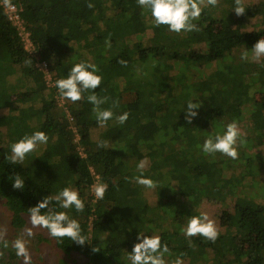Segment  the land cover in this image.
<instances>
[{
  "label": "trees",
  "instance_id": "1",
  "mask_svg": "<svg viewBox=\"0 0 264 264\" xmlns=\"http://www.w3.org/2000/svg\"><path fill=\"white\" fill-rule=\"evenodd\" d=\"M11 1L22 8L21 16L37 50L34 57L27 53L0 6V92L8 78L15 74L24 85L18 103L36 105L38 108L37 113L27 117V120L37 119V123L31 127L20 114H0V139L4 132L7 135V141L0 144V198L11 213L10 222L15 229L25 226V215H29V208L36 206L44 197L51 196L49 208L66 212L70 218L77 220L81 234L86 238L84 245H79L68 237H52L61 252L80 253L87 258L85 264H126V252L140 242L136 238L140 227L135 220L143 214L142 224L147 219V213L138 204L131 205L130 209L120 208L126 203L124 201L133 198L139 184L133 171L127 169L120 159L121 151L114 145L115 142H126L123 146H127L137 162L146 160L150 172L145 171L142 175L157 182L156 189L164 188L169 180L177 181L176 192L182 197L191 198L193 207L199 206L204 198L223 201L228 196L230 192H224L226 185L220 182L219 175L233 187L232 196H245L250 202L252 197L247 196L244 189H264V156L255 149L258 144L249 140L255 135L253 131L259 129L261 138L258 142H264V118L259 119L262 120L261 124L246 128L249 135H242L243 144L237 141L238 159H231L219 152L206 154L202 150L204 141L223 135L229 123L244 125L241 103L235 100H253L252 83L246 70L239 72L229 86L222 85L220 97L214 92L215 82L211 74L201 79H187L180 72L174 73L177 79L172 77L173 84L161 91L153 88L152 79L147 82L135 80L138 88L134 90L135 86L131 87L134 93L131 100L123 101V95L130 90L126 85L116 94L118 103L111 104L113 99L105 102L107 108L117 110L121 115L125 112L129 114L127 121L121 125L101 126L93 111L94 106L88 104L84 93L83 99L75 103L66 100L64 107L73 117V125L79 136L78 144L84 150L85 156H81L77 144L73 142L75 132L67 111L64 107H57V87H46L42 72L35 66L38 61H47L55 82L66 78L76 63H88L90 59L103 60L104 66H113L121 71L135 62L159 61L166 57V52L181 49L182 38H187L195 46L188 52L198 69L204 64L230 57L237 49L252 50L264 36V24L252 22V18L263 12V1L245 6V13L237 16L234 0H219L216 7H204L200 18L193 21L199 31L181 33L170 32L165 25L155 26L150 10L140 7L137 0ZM89 4L93 7L89 8ZM239 17L243 19V26L231 34L203 37L212 22L225 23ZM146 20L150 23L145 24ZM147 26L151 34L145 42L125 41L133 34L139 35ZM117 40H123L121 51L116 49ZM70 49H85V54L81 53L78 59L74 54L77 51L70 53ZM90 50L95 54L94 58ZM112 51L114 55L110 54ZM174 54L173 59H177V54ZM122 60L127 62L126 65L120 63ZM15 67L19 68L17 72ZM109 70L105 68L104 71L107 73ZM223 73L226 74L225 71ZM183 78L189 81L187 85ZM107 83L103 81L100 86ZM260 91L264 98V89ZM151 97H157L158 101L154 103ZM189 101L200 104V107L195 110L198 115L192 122L185 124L180 121L183 115L179 119L173 116L177 108L181 109ZM256 105L251 116L258 119L264 111V101ZM120 114L115 115L118 117ZM168 118L171 120L166 121ZM96 126L100 133L98 139L94 140L92 129ZM36 131H43L48 136L45 151L39 154L41 161L35 163L36 154L33 151L23 162L12 163L8 159L12 154L11 145ZM101 141L104 147L99 146ZM161 153L165 168L161 167L159 160ZM217 163L220 164L219 169L215 168ZM89 166L99 173L100 183L108 185L104 198L97 199L94 204L89 195L92 182ZM17 175L24 179L23 190L12 186ZM171 176L178 178L173 180ZM233 180L240 185L231 182ZM66 187L79 193L85 204L83 211H77L74 207L64 209L55 200ZM136 208H139L138 211ZM47 213L48 209L41 210V214ZM177 214H185L188 218L194 215L189 208L175 211V216ZM237 215L235 223L229 211H222L220 215L221 220L236 231L235 247L229 251V263L264 264V202L244 204L237 209ZM199 236L198 241H201ZM159 237L162 246H171L167 233H161ZM221 237L220 233L218 238ZM215 242L207 239L204 243L212 249Z\"/></svg>",
  "mask_w": 264,
  "mask_h": 264
},
{
  "label": "rangeland",
  "instance_id": "2",
  "mask_svg": "<svg viewBox=\"0 0 264 264\" xmlns=\"http://www.w3.org/2000/svg\"><path fill=\"white\" fill-rule=\"evenodd\" d=\"M264 2V0H243L244 6L257 4L259 2ZM252 22L257 24H264V10L262 13L258 14L254 18H252ZM145 24H149L150 21L146 20ZM243 26V19L242 18H234V20L221 23V22H212L208 27V32L203 37H210L216 38L219 36H224L231 34L236 29H239ZM151 30L147 26L146 29L138 34H133L125 40L126 42L135 41L138 42L142 40L145 42L148 37L150 36ZM182 38V37H181ZM264 38V36L262 37ZM141 42V41H140ZM123 40L116 41V49L117 51H121ZM131 43V42H130ZM194 45L190 42L187 38H182V47L179 50L169 51L166 52V57H163L159 61L152 59L151 61H146L144 63H133L134 67L128 65V69L119 71L115 67H107L108 65L104 66L102 61L98 59H90L88 63L95 64L99 71L97 72L98 75L102 76V83L105 81L107 83L104 86H98L95 90L96 95L99 98H107L106 102L113 99L111 104L117 103L116 102V94L122 90L124 86L128 85L130 90L124 94L123 101L131 100L134 96L132 90H136L135 80H140V82H147L151 81L153 88L161 91L162 89L168 88L172 85V77L177 79L176 74L180 72L181 75L186 77L187 79L191 78H204L205 76L211 74L213 76L215 82L214 92L217 97H220L222 85L229 86L230 82L236 77L239 72L242 70H246L248 72V76L250 82L252 83V95L253 100L245 99L244 101H240L236 99V102L241 103L242 114L244 115L243 123L244 125H239V129L242 132V135L248 136V131L246 128L248 126L252 127L253 124L262 123L260 118H264V111H262L261 115L257 117L251 116L255 109L257 108L256 103H260L264 101V98L261 94L260 89H264V57H261L259 61L253 59V51L248 52V59L242 60L241 54L245 52L242 48L237 49L233 52V54L229 57H226L224 60L215 61L209 64H204L202 67H197L193 65L192 59L190 58L191 48ZM71 47V45L69 46ZM195 47V46H194ZM75 52V58L80 59V55L82 53L85 54V49L83 50H73L70 49L71 52ZM91 51L92 58H94L93 51ZM115 51V50H114ZM114 51L110 52V54L114 55ZM89 52V51H88ZM174 53L177 54L178 58H174ZM106 62V61H104ZM105 64V63H104ZM105 68L111 69L107 73L104 71ZM15 72L19 70L18 67L14 68ZM162 70V72H160ZM225 71L226 74L223 72ZM229 71V73H227ZM176 73L175 75H173ZM67 74V73H66ZM172 74V75H171ZM135 77V78H134ZM154 77V81H153ZM254 77V79H253ZM255 78H258L255 79ZM185 81L186 84V79ZM189 82V81H188ZM187 82V83H188ZM101 83V85H102ZM187 85V84H186ZM132 86L133 89L131 88ZM47 87V86H46ZM24 88L23 82L20 81V78L15 74L11 75L7 82L5 83L3 90L0 92V114L4 116L8 115H19L28 123L30 126H34L37 123V119L34 117L31 120L27 117L31 114L37 113L38 108L34 105L29 104H22L18 103V97L22 89ZM132 89V90H131ZM85 99L92 94V91L84 92ZM155 99V100H154ZM151 97L153 102H157V97ZM219 99V98H218ZM67 102V101H66ZM216 102V100H215ZM89 104V102H88ZM91 104V103H90ZM105 104V103H104ZM187 103H184L183 106L177 108L174 112V118H178L180 116L183 117L180 121L183 123H187L185 119V111L187 109ZM92 105V104H91ZM93 106V105H92ZM58 108H60L57 105ZM101 110L109 109L107 105L103 106L100 105ZM111 110V109H109ZM113 112V118L108 120L103 126L107 127L109 125H121L118 120L116 119V115L120 114L117 110H111ZM117 112V113H116ZM258 112V111H256ZM96 114V113H95ZM116 114V115H115ZM121 115V114H120ZM257 115V113H256ZM33 116V115H32ZM31 116V117H32ZM251 116V117H250ZM30 120V121H29ZM171 119L168 118L166 121H170ZM184 128V127H183ZM100 133L99 127H94L92 129V138L94 140L98 139ZM255 135H251V139H249L253 143H257L258 146L255 148L257 152L263 157L264 156V142H258L261 138L259 137V129L253 131ZM261 133V132H260ZM7 141V135L5 132L1 135L0 144L5 143ZM120 151V159L124 161V165L127 169H131L133 171V176L137 177L141 175V172L138 171L137 165L140 161H136L135 156H133L130 150L127 148L126 142H115L114 144ZM46 144H40L37 146V150H35V154L39 155L43 150L45 151ZM164 149L161 150V152ZM53 151V150H52ZM49 152L51 150L49 149ZM161 159H159L161 163V167L163 168V161L164 156L161 153ZM41 160H39L40 162ZM220 164H215V168L219 169ZM149 165H146L143 173H149ZM160 169L162 170V168ZM165 168V167H164ZM171 179H177V176H171ZM220 182L224 185V192H230L228 196L223 200H208L204 198L203 201L197 207L192 206L191 198L182 197L179 193H177V186L175 185L176 182L169 180L168 185H165L164 188H155V189H148L142 185H139L136 190L134 191L133 198L130 199L128 202L123 203L120 208H128L130 209L133 204H138L139 208H144L147 216L145 222L142 220L141 224V217L143 214L139 216V218L135 220V222L140 227L139 235L145 236H160L161 233H167L169 235V240L171 246L169 247V253L164 255V259L166 264H174L177 259L182 260L183 264H230L228 261L229 258V251L235 247V238L234 233L236 232L233 228L226 225L225 220H221L220 215L222 211H229L232 214V220L235 223L238 217L237 209L243 206L244 204H249L251 202L256 203H263L264 202V189H244V193L248 194L247 196L252 197V201H248L249 199L245 196H232L233 187L231 184H227L225 178L223 176H218ZM149 178V177H146ZM166 178V177H165ZM212 180V179H211ZM234 184L236 183L239 186V182L237 180L231 181ZM262 182V181H260ZM263 183V182H262ZM144 187V189H143ZM236 187V186H235ZM233 189V190H232ZM236 189H239L236 188ZM138 190L140 193H138ZM258 190V191H256ZM226 192V193H227ZM135 196V197H134ZM244 197V198H243ZM254 199V200H253ZM139 208H136L137 211ZM187 208L190 209L191 213H196V216L201 215V213L208 214L209 218L215 221L219 233H221L222 237L218 238L216 242L213 244L212 249L207 247L204 242H207V239L203 236L200 237L196 235L194 237H187L185 235V229L187 228L188 221L191 219L192 216L185 217V214L182 216L181 214H177L175 216V211L186 210ZM175 216V217H174ZM11 213L7 209L4 204V200L0 198V264H24L23 257H20L16 254V249L13 246L14 241L18 238L23 239L26 243V247L28 249L29 255L31 257L30 264H85L87 262V258L76 252L71 253H63L61 252L56 246L53 238L50 236L48 231L42 227L32 228L33 235L28 236L27 230L31 228L29 215H25L26 224L21 229H15L10 222ZM144 228V230H143ZM198 236L201 241H198ZM137 238V235H136ZM5 242L7 243V247H5ZM131 246V249H133ZM132 250H128L126 252V264H131L130 260V253Z\"/></svg>",
  "mask_w": 264,
  "mask_h": 264
},
{
  "label": "clouds",
  "instance_id": "3",
  "mask_svg": "<svg viewBox=\"0 0 264 264\" xmlns=\"http://www.w3.org/2000/svg\"><path fill=\"white\" fill-rule=\"evenodd\" d=\"M11 5V0H5ZM140 7L149 9L151 17L153 18L155 26L159 27L165 25L170 32L181 33L199 31L193 21L198 20L202 14L203 8L207 6L216 7L219 0H137ZM234 11L237 16L245 13V6L243 0H234ZM93 7L92 4L88 5ZM254 53L253 59L259 61L264 57V38L259 39L252 48ZM242 60L248 59V52L241 54ZM121 64L126 65V61H120ZM98 67L92 63L80 62L76 63L70 68L69 74L66 78L58 79L55 86L59 90L60 96L63 99L69 100L73 103L83 99V93L92 91V94L87 97L89 103L96 113V119L101 126L108 120L113 118V112L109 109L101 110L100 105L106 102L107 98H99L93 91L102 83V76L98 75ZM118 103V102H117ZM200 107V104L189 101L185 111V119L188 123L198 115L195 111ZM128 113L125 112L117 117L120 124H124L128 119ZM242 132L236 122L229 123L223 135H216L215 139L209 137L204 141L202 150L206 154L221 153L230 157L231 159H238L239 152L237 150V141L243 144L241 139ZM48 136L43 131H36L32 135H25L18 142L11 145V156L8 159L12 163L23 162L25 157L36 150L40 144H46ZM100 147H104V142H99ZM146 160H141L137 169L141 172L137 176L136 182L148 189H155L157 182L142 175ZM13 188L23 190L24 179L19 175L16 176L13 182ZM108 185L106 183H97L94 185L93 191L97 199H103L107 192ZM55 200L60 203L64 209L74 207L77 211H83L85 204L80 198L79 193L70 188H64L55 197ZM52 202L51 196H46L36 206L29 208V220L31 228L27 230V235L32 236V228L42 227L48 230L51 237L64 238L68 237L79 245H84L86 238L81 234V226L75 219L69 217L66 212L55 211L50 209L49 205ZM42 209H48L47 214H41ZM219 230L215 221L211 220L206 213H201L199 216H192L188 221L185 235L187 237H194L196 235L215 242L219 236ZM140 242L135 243L130 253L131 264H166L164 255L169 253L167 244L161 245V238L159 236H145L139 235L137 237ZM16 249V254L23 257L24 264H30L31 257L29 255L26 243L23 239H16L13 245ZM5 247L7 243L5 242ZM93 251H95L93 249ZM174 264H183L182 260L177 259Z\"/></svg>",
  "mask_w": 264,
  "mask_h": 264
},
{
  "label": "built area",
  "instance_id": "4",
  "mask_svg": "<svg viewBox=\"0 0 264 264\" xmlns=\"http://www.w3.org/2000/svg\"><path fill=\"white\" fill-rule=\"evenodd\" d=\"M0 6L2 7V10L7 18V20L10 22V24L15 28L16 33L18 37L20 38V41L22 42L23 48L27 51V53L31 56L34 57L36 56L37 50L36 47L31 39L30 36V31L27 29L24 19L21 16V11L22 8L17 4L11 1V5L7 4L5 0H0ZM35 66L39 69L40 72L43 74V80L48 88H53L55 86V81L53 79V74L49 70V66L47 61L42 60L36 62ZM55 98L57 101V105L59 107H64L66 106V99H63L60 94L58 93V90H56ZM64 109L67 111V117L71 123V128L75 132V137L73 138V142L77 144V149L79 151V154L81 156H85L84 150L81 147V145L78 144V133L76 132V128L73 125V117L72 115L68 112L67 108L64 107ZM89 173L92 178V182L89 186V195L91 196V202L94 204L97 200V198L94 195V185L97 183H100V175L99 173L95 170L94 167L89 166ZM91 217L89 218V226H90V221Z\"/></svg>",
  "mask_w": 264,
  "mask_h": 264
},
{
  "label": "crops",
  "instance_id": "5",
  "mask_svg": "<svg viewBox=\"0 0 264 264\" xmlns=\"http://www.w3.org/2000/svg\"><path fill=\"white\" fill-rule=\"evenodd\" d=\"M70 46V45H69ZM35 114V113H34ZM34 114H31V115H34ZM39 160H41V157H39V155H36L35 156V163L37 164L39 162Z\"/></svg>",
  "mask_w": 264,
  "mask_h": 264
}]
</instances>
